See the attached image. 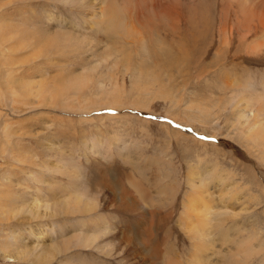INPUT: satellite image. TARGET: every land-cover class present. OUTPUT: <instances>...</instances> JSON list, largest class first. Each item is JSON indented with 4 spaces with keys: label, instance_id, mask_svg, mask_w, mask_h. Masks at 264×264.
I'll list each match as a JSON object with an SVG mask.
<instances>
[{
    "label": "rangeland",
    "instance_id": "obj_1",
    "mask_svg": "<svg viewBox=\"0 0 264 264\" xmlns=\"http://www.w3.org/2000/svg\"><path fill=\"white\" fill-rule=\"evenodd\" d=\"M263 9L0 0V264H189L178 218L199 183L223 199L207 262L264 264Z\"/></svg>",
    "mask_w": 264,
    "mask_h": 264
},
{
    "label": "bare ground",
    "instance_id": "obj_2",
    "mask_svg": "<svg viewBox=\"0 0 264 264\" xmlns=\"http://www.w3.org/2000/svg\"><path fill=\"white\" fill-rule=\"evenodd\" d=\"M244 7H245V5H244ZM250 8H251L250 6H249V8H246V9H248V11L247 10L245 11L246 12V16H244V20L243 21H249L250 22V20H251L250 18H252L254 16L252 14ZM258 22H259V25L261 27H264V16H262V19H258ZM194 173H199V172L192 171L190 173V175H189L190 177L188 179V184L192 188L194 187V182H193L194 181V177H192V176H194ZM200 179L203 180V178H201V177H200ZM100 181L103 183V186H106V187L108 186V182H106V178L103 175H102V180H100ZM219 181H221L220 178H219ZM195 188L196 189L194 191H192V194H191L192 196L189 195L190 197L188 199H186V201L184 200L185 202L183 204V211L181 212V214H180V216L178 218V221H179V224H180L181 228L184 230V232L188 236H190L191 239H193V241H194L193 256L187 262L189 264H196V262L194 261L195 260L194 257L197 258L196 255L200 253L202 255L204 254L206 257L203 259L205 261L201 260V257H199V261L198 262L199 263L206 262L207 264H210L206 260V258L208 256V252L212 251V254H213V251H214V255L219 253V251H218L219 249L215 250L216 248L214 246V240H213V238L210 239V235H211V232H212L213 228L214 229H215V227L219 228V226H220V225H216V223L218 222V224H219V221H220V219L222 217L221 216L222 215V212H221V210H222L221 208L222 207L220 208V205L222 204L221 202L223 200V199H221V196H220V193H222V192L217 193L218 195L216 193H213L212 191H210L211 189H210L209 184H206V183H203V184L199 183V185H197V187H195ZM111 196H112V201H115L116 203H119V204L123 205L125 208L127 207L129 210L130 209L132 211H137L139 209L143 210V206L141 204H139V202H137V200L135 198H133L131 196V194L129 192H127V191H124V190L121 189V190L118 191L117 194L112 193ZM77 203H78V201L75 202V205H77ZM88 203L89 202H84L83 203V205H82L83 207H82V210H81L82 213H87V212L90 211V208H89L90 204H88ZM73 205L74 204H72L71 206H73ZM78 206H81V205H78ZM72 210H75V209H73V207H72ZM145 211H146V209H145ZM74 213H76V212H74ZM88 214H90V213H88ZM145 214H148V212L146 211ZM148 215L151 216V214H148ZM150 218H148L147 220L143 219V220H141V221H139L137 223L138 228H140L139 231H143V232L145 231L146 233H149V236L147 235L148 239H147V242H146V245L148 244L149 246H151L153 244L152 243L153 242V238L151 236L152 224L149 223L151 221V220L149 221ZM88 219H90V218H88ZM102 222H103V220H102ZM108 232H109V229L106 226L105 230L102 231L101 233H108ZM134 232L135 231L133 230L132 233H134ZM119 233L121 235V236H118L120 238V240L128 243V241L130 240V237L127 235L128 233L125 230H122V232L120 231ZM84 234L86 235V233H84ZM91 236H94V235H91ZM44 237H45V232L42 233V235L39 238H40V240H43ZM36 239H37V237L33 238V240H36ZM83 239H85L84 241L86 242V245H84V246L89 245L90 239H91L90 235H89V238L87 237V238H83ZM137 241H138L139 245L142 247L143 246L142 240L139 239ZM77 245H78V243H77ZM149 252L151 253V255L153 257L155 256L156 258L159 259L161 251H159L157 246H155V248L152 247L151 251H149ZM202 255H200V256H202ZM208 261H209V259H208ZM168 264H178V262L175 259V257H173V258H169ZM211 264H214V261Z\"/></svg>",
    "mask_w": 264,
    "mask_h": 264
}]
</instances>
